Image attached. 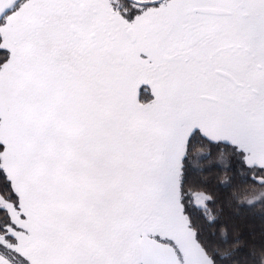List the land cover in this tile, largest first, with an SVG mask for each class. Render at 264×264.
Segmentation results:
<instances>
[{"label":"snow or ice","instance_id":"6c2138e0","mask_svg":"<svg viewBox=\"0 0 264 264\" xmlns=\"http://www.w3.org/2000/svg\"><path fill=\"white\" fill-rule=\"evenodd\" d=\"M264 0H0V264H264Z\"/></svg>","mask_w":264,"mask_h":264},{"label":"trees","instance_id":"16d2710c","mask_svg":"<svg viewBox=\"0 0 264 264\" xmlns=\"http://www.w3.org/2000/svg\"><path fill=\"white\" fill-rule=\"evenodd\" d=\"M245 234L254 232L257 237L264 231V215L260 211L242 209L240 214L233 221Z\"/></svg>","mask_w":264,"mask_h":264}]
</instances>
